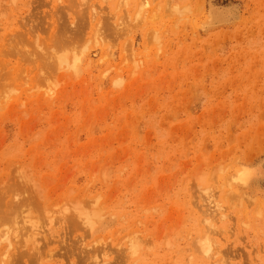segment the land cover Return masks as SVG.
<instances>
[{
    "label": "rangeland",
    "instance_id": "obj_1",
    "mask_svg": "<svg viewBox=\"0 0 264 264\" xmlns=\"http://www.w3.org/2000/svg\"><path fill=\"white\" fill-rule=\"evenodd\" d=\"M0 235L19 264H264V0H0Z\"/></svg>",
    "mask_w": 264,
    "mask_h": 264
},
{
    "label": "bare ground",
    "instance_id": "obj_2",
    "mask_svg": "<svg viewBox=\"0 0 264 264\" xmlns=\"http://www.w3.org/2000/svg\"><path fill=\"white\" fill-rule=\"evenodd\" d=\"M146 4V2L143 4V6ZM148 4V3H147ZM146 4V5H147ZM73 58H74V56H73ZM64 60H65V62L64 61H62V62H59V65L58 66H61L62 65V63L64 64V63H66V59L64 58ZM79 59L78 58H76V56H75V58L72 60L74 63H76L77 61H78ZM61 61V60H60ZM73 62H72V64H73ZM61 63V64H60ZM72 64H70L71 65V67L72 68H74V66H72ZM74 70V69H73ZM243 172V171H242ZM238 176V175H237ZM236 176V177H237ZM235 176H233V179H234V181H236V182H240V181H242V179L238 176L237 178H236ZM235 184V183H234ZM207 196L205 197L206 198V200H204V202H205V205L204 204H202V205H204L203 207H204V209L201 211L202 212V222L204 223V226H205V228H206V230L207 231H209L210 233H213L214 235H216L217 233H218V231H217V229H216V226H217V224L219 223V222H223L224 221V219H225V215L223 214V212L221 211V208H220V206H219V204L213 199V197L211 196V195H208V194H206ZM182 196H183V194H182ZM182 202H185V200L184 201H182ZM201 205V206H202ZM196 208V207H195ZM79 213V212H78ZM80 214V213H79ZM78 214V215H79ZM81 216H82V214H80ZM77 217H79V219L81 220V218H80V216H77ZM82 218H83V216H82ZM84 219H85V221H84ZM84 222L83 223H85V222H87L88 220H86V218H83L82 219ZM50 221V220H49ZM183 221V220H182ZM76 222V221H75ZM75 222H74V219H73V222L72 223H74V225H71V228L73 227L74 228V226L76 225L75 224ZM89 222V221H88ZM134 222V221H133ZM71 223V222H70ZM71 223V224H72ZM85 225H87V223H85ZM89 226V225H88ZM24 227V226H23ZM52 227H53V222L52 221H50L49 222V231H47V232H53V229H52ZM19 229H21V228H19ZM94 229V227H93V224H92V230ZM184 229V228H183ZM22 230V229H21ZM24 230V229H23ZM19 231V230H18ZM23 232V231H22ZM22 232H21V234H22ZM24 232H25V235L24 236H22V237H24V238H26V242H27V239L28 240H32V241H34V242H36L37 240H36V236H37V233H35L34 232V228L33 227H30V228H27L26 229V231L24 230ZM45 232V231H44ZM183 233V232H182ZM6 234V233H5ZM8 234V233H7ZM20 234V233H19ZM24 234V233H23ZM40 234H42L41 233V231H40ZM45 234V233H44ZM47 234V233H46ZM46 234H45V236H46ZM9 235V234H8ZM17 235V234H16ZM48 235V234H47ZM218 235V234H217ZM18 236V235H17ZM52 236V235H51ZM0 237H1V235H0ZM2 237H3V235H2ZM10 237H12V236H10ZM16 237V236H15ZM44 237V236H43ZM13 238H14V236H13ZM17 238V237H16ZM48 238V237H47ZM10 239H12V238H9V237H7V236H5L3 239H0V243H1V241L2 240H4V241H6V244H7V246H6V248L8 247V248H10L11 246H13V242H14V240L13 241H11ZM19 239V238H18ZM40 239H42V238H40ZM22 240V239H21ZM24 240V239H23ZM47 240V239H46ZM181 240V239H180ZM208 240L209 239H207V238H205V240H204V238L203 239H201V243H200V248H201V250L203 251V253L206 255V258L208 257V259L209 260H211V264H218V262H219V259H218V255H219V252H217V250L215 249V251L214 250H212L211 248L212 247H210V245L208 244ZM3 241V242H4ZM18 241V240H17ZM19 241H20V239H19ZM31 241V242H32ZM39 241V240H38ZM42 241H44V240H42ZM202 241H203V243H202ZM2 242V243H3ZM22 242V241H21ZM30 242V241H29ZM30 242V243H31ZM33 243V242H32ZM27 244V243H26ZM25 244V245H26ZM36 244H37V242H36ZM41 244V243H40ZM18 245V244H17ZM22 245H24L23 243H22ZM39 245V244H38ZM38 245L36 246V247H38ZM116 245H118V244H116ZM30 246V245H29ZM32 246V245H31ZM34 246V245H33ZM120 246V245H119ZM22 247V246H21ZM20 247V248H21ZM26 247V246H25ZM24 248V247H23ZM33 248H35V247H33ZM32 248V249H33ZM35 249H37V248H35ZM5 250H7L6 252H4L5 253V256H6V260H4L3 259V256L0 258L1 260H0V264H14L13 263V261H12V258H13V256L14 255H11L10 253H9V251H8V249H5ZM24 250V249H23ZM34 250V249H33ZM32 250V251H33ZM122 250H124V248H122ZM127 250L129 251V252H126V258H127V260L128 259H130L131 261H133V262H137V261H139V262H141V259L142 258H144V257H146L144 254H141L140 252H138L137 250H138V247L136 246V244H135V246L133 245V244H131L130 246H129V248H127ZM120 251V250H119ZM126 250H124L123 252H125ZM23 252V251H22ZM35 252H36V250H35ZM3 253V251L1 252V254ZM26 252H23V253H21L20 252V255L18 256V254L16 255V258H13V260L14 261H17V263H18V259H17V256L18 257H25L28 253H26ZM1 254H0V256H1ZM25 256H24V255ZM37 255H38V252L36 253ZM40 254V253H39ZM63 254H66V251H65V253H63ZM62 254V255H63ZM3 255V254H2ZM121 255V254H120ZM11 256H12V258H11ZM29 256H30V253H29ZM117 256H119V254L117 255ZM125 256V255H124ZM15 257V256H14ZM28 257V256H27ZM26 257V259L28 260L29 258L30 259H32L33 260V258L32 257H28L27 258ZM67 257V256H66ZM121 257V256H120ZM122 257H123V253H122ZM164 257V256H163ZM9 258H11V259H9ZM15 259H17V260H15ZM122 259V258H121ZM3 260V261H2ZM10 260V261H9ZM21 261V259L19 258V262ZM29 261V260H28ZM31 261V260H30ZM126 261V260H125ZM40 262V260L38 261V263ZM17 263H15V264H17ZM37 263V262H36ZM19 264V263H18ZM20 264H21V262H20ZM25 264V263H24ZM30 264V263H29ZM32 264H35V263H32Z\"/></svg>",
    "mask_w": 264,
    "mask_h": 264
}]
</instances>
